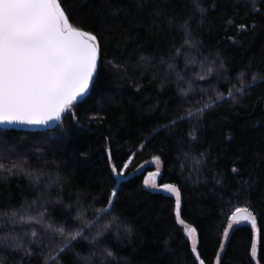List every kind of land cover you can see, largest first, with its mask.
Masks as SVG:
<instances>
[{"label":"trees","instance_id":"obj_1","mask_svg":"<svg viewBox=\"0 0 264 264\" xmlns=\"http://www.w3.org/2000/svg\"><path fill=\"white\" fill-rule=\"evenodd\" d=\"M138 2L144 7L138 8ZM256 2L261 11L253 13L249 0H200L206 9L202 17L192 0H68L76 16L73 22L100 38L104 63L90 93L74 105L79 124L65 113L62 124L51 131L0 128V160L26 159L28 166L44 173L39 183L24 175L0 176V213L35 201L33 215L46 208L49 222L77 230L80 221L75 217L83 205L93 224L84 232L87 239L75 241L73 249L81 258L90 257L89 264H99L105 248L113 253L107 264H199L175 219L174 198L147 189L144 173L136 172L158 155L164 165L161 182L181 188V217L197 228L204 263L215 264L231 212L249 206L257 216L258 259L264 264V81L258 80L235 102L226 98L206 111L196 140L188 135L193 120L162 127L178 109L199 107L202 97L205 103L217 92L226 97L232 86H239V72L264 75V0ZM114 9L119 13L114 15ZM185 21L189 39L199 42L195 48L184 44ZM240 24L247 30L240 31ZM141 56L149 58L147 64L140 62ZM108 61L125 64L130 79L118 75ZM209 66L211 73L206 71ZM189 82L192 91L185 97L180 90ZM97 112L103 121L89 122L87 117ZM108 147L118 169L133 156L127 179L119 185L109 169ZM57 176L59 181L49 185ZM243 181L254 188L248 191ZM113 187L118 188L114 208L102 219L96 217ZM109 224L93 242L95 233ZM6 227L15 228L26 244L32 239L28 225H6L0 216V231ZM34 227L43 235L42 225ZM254 240L250 225L234 228L220 264H258L251 255ZM45 244L46 238L33 244L37 255L31 258L0 248V261L44 264L40 250L49 253ZM56 247L59 243L51 246ZM60 264L86 262L70 250Z\"/></svg>","mask_w":264,"mask_h":264},{"label":"snow or ice","instance_id":"obj_2","mask_svg":"<svg viewBox=\"0 0 264 264\" xmlns=\"http://www.w3.org/2000/svg\"><path fill=\"white\" fill-rule=\"evenodd\" d=\"M192 2L193 7L199 10L203 17L206 9L200 0H192ZM67 3L68 0H0V124L47 127L62 124L65 113L71 114L76 123H80V119L73 110L74 105L89 92L99 67L104 63L102 59L103 48L101 40L95 32L85 30L79 21L73 22L76 20V16L74 11L67 7ZM249 3L250 11L253 13L261 11L257 7L256 0H249ZM137 7L142 8L144 5L138 2ZM119 11L120 9H114L113 14H118ZM169 23H172L171 17ZM183 27L185 29L184 44L195 48L199 42L193 43L189 39L191 31L187 21ZM238 27L240 31H245L248 28L245 24H240ZM251 27L254 29L255 24ZM139 59L144 64H147L149 60L148 57L144 56ZM107 63L118 75L122 74V78L130 79L129 70L125 64L113 61ZM169 67L172 68L173 65H169ZM201 67H204L203 63ZM219 67L224 68L223 60L220 61ZM206 71L211 73L213 68L209 66ZM177 76L179 78V74ZM199 78L205 79L204 76ZM246 78L249 80L247 84L245 83ZM258 80L264 81V75L253 72L250 77H246V73L241 71L238 73L239 86H232L227 91L226 97L217 92L214 97H208L206 103L203 102L202 97L201 101L197 102L199 107H195L194 110L178 109L168 124L162 127L167 129L185 119L193 120L194 123L191 125V131L188 135L196 140L200 120L206 111L214 108L226 98L235 102L238 96H245ZM134 86L139 88L138 83ZM180 91L187 97L188 93L192 91L191 82H189L187 89ZM87 119L89 122H102L104 117L97 112ZM106 152L110 161L109 169L113 180L119 185L127 179L126 172L133 156L129 155L118 169L114 163H111V148H106ZM152 159L155 162L156 170L148 172L143 180V185L169 193L174 197L175 219L182 226L186 236L190 238L191 251L195 254V258L199 259L198 230L181 218V188L175 183H158L163 162L158 155L153 156ZM231 171L237 173L238 169L233 167ZM5 174L7 176L24 175L34 183H39L41 176L44 175L39 169L28 166L26 159L8 161L7 163L0 160V176ZM59 179L57 176L54 180L50 179L48 183L50 185ZM242 183L248 191L254 188V183L248 181ZM117 191V187L111 189L104 206L95 211L96 217L102 219L103 216L112 211L115 206ZM33 204L35 201L21 205L19 209L0 213L6 225H28L32 238L26 244L20 235L14 234L15 228L6 227L5 230L0 231V248L19 252L23 254V257L31 258L37 255L32 245L42 244L46 238L47 244L44 246L49 247V253L45 254L42 249L40 250V254L44 256V264H60V257L70 250L77 258L83 259L86 264H89L90 257L81 258L80 253L73 249L75 241L81 238L87 239L84 232L93 224V221L86 219L87 209L83 205L78 206L75 220L80 221V225L77 230H72L71 226L49 222L48 216L50 214L46 208L37 209L33 215ZM67 207L70 208L71 205H67ZM112 219L115 221L118 218L113 217ZM241 223L249 224L256 233V239L251 246V255L256 256L260 229L257 226L255 211L251 207H236L231 212L222 237L226 241L233 226ZM35 225L43 226V235L35 230ZM110 226V224L102 226L93 236V242H95L96 237L103 235ZM124 231L130 235L132 230L125 226ZM27 234L28 230H25V235ZM56 243H59V247L53 250L51 246ZM166 243L167 241H165ZM223 250L224 243H221L220 251ZM103 255L105 258L99 264H107L106 257L112 256L113 253L105 248ZM199 264H204V261L199 260ZM215 264H220L219 254Z\"/></svg>","mask_w":264,"mask_h":264},{"label":"rangeland","instance_id":"obj_3","mask_svg":"<svg viewBox=\"0 0 264 264\" xmlns=\"http://www.w3.org/2000/svg\"><path fill=\"white\" fill-rule=\"evenodd\" d=\"M163 169H164V165H163V163H162V165H161V177H162ZM155 170H156L155 162L153 161V159H151V160H148V161H146L145 163L141 164V165L137 168V171H136V172H137V173H144L145 178H146L148 172H153V171H155ZM161 177L158 179V183H162V182H161ZM145 187H146L147 189L151 190V191H154V192H160V193H164V194H166V195H168V196H171L169 193H166V192H163V191H160V190H157V189H152V188H149V187H147V186H145ZM171 197H172V196H171ZM173 198H174V197H173ZM181 218H182V217H181ZM186 223H187V222H186ZM244 224H247V223H241V224L234 225V226H233V229H231V230L229 231V237H228V239H227L226 241L223 239L224 250H225V248H226V245H227V243H228V240H229L230 235H231L232 231L234 230V228H236L237 226H240V225H244ZM247 225H249V224H247ZM187 238H188V237H187ZM188 239H189V241H190V243H191L190 238H188ZM255 239H256V233H255ZM198 246H199V240H198V245H197V249H198V251H199ZM224 250H223V251H219L220 259H221V256H222ZM253 257H254L255 261L259 264V259H258V241H257V254H256V256H253ZM198 260H202V258L199 256V259H198ZM204 264H205V263H204Z\"/></svg>","mask_w":264,"mask_h":264},{"label":"water","instance_id":"obj_4","mask_svg":"<svg viewBox=\"0 0 264 264\" xmlns=\"http://www.w3.org/2000/svg\"><path fill=\"white\" fill-rule=\"evenodd\" d=\"M95 78H94V81H95ZM94 81H93V83H94ZM92 86H93V84L90 86L89 92L84 97H82L81 99H84L90 93ZM58 125L59 124L45 127V126L5 125V124H0V128L7 129V130L37 132V131H51V130H54Z\"/></svg>","mask_w":264,"mask_h":264},{"label":"flooded vegetation","instance_id":"obj_5","mask_svg":"<svg viewBox=\"0 0 264 264\" xmlns=\"http://www.w3.org/2000/svg\"><path fill=\"white\" fill-rule=\"evenodd\" d=\"M81 100V99H80Z\"/></svg>","mask_w":264,"mask_h":264}]
</instances>
